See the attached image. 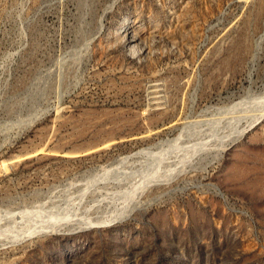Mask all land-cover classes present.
Returning a JSON list of instances; mask_svg holds the SVG:
<instances>
[{
    "label": "rangeland",
    "instance_id": "1",
    "mask_svg": "<svg viewBox=\"0 0 264 264\" xmlns=\"http://www.w3.org/2000/svg\"><path fill=\"white\" fill-rule=\"evenodd\" d=\"M263 111L264 0H0V264H264Z\"/></svg>",
    "mask_w": 264,
    "mask_h": 264
},
{
    "label": "bare ground",
    "instance_id": "2",
    "mask_svg": "<svg viewBox=\"0 0 264 264\" xmlns=\"http://www.w3.org/2000/svg\"><path fill=\"white\" fill-rule=\"evenodd\" d=\"M263 112H264V111H263ZM261 115H263V117H264V113H262ZM261 115H260V116H261ZM263 117L261 116L260 118L263 119ZM255 120H256V119H255ZM259 120H260V119H259ZM259 120H256V121H259ZM256 121H255L253 124H256V123H257ZM251 122H252V121H251ZM251 122H250V123H251ZM251 124H252V123H251ZM251 124H249V125H251ZM253 126H254V125H253ZM253 126H252V127H253ZM244 127H245V126H244ZM248 127H249V126H248ZM250 127H251V126H250ZM242 131H244V129H243ZM191 157H192V156H191ZM177 169H178V168H177ZM173 171H174V170H173ZM156 181H158V180H156ZM158 183H159V182H158ZM8 215H9V214H8ZM124 218H125V217H124ZM89 226H90V225H89ZM91 226H92V225H91ZM96 226H97V225H96ZM86 227H87V226H86ZM51 232H52V231H51Z\"/></svg>",
    "mask_w": 264,
    "mask_h": 264
}]
</instances>
